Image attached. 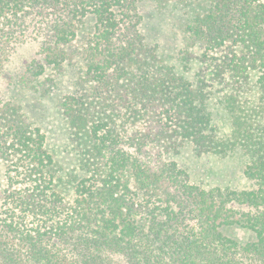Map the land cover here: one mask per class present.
<instances>
[{
  "label": "trees",
  "instance_id": "obj_1",
  "mask_svg": "<svg viewBox=\"0 0 264 264\" xmlns=\"http://www.w3.org/2000/svg\"><path fill=\"white\" fill-rule=\"evenodd\" d=\"M143 1L204 4L180 53L203 64L193 80L147 43ZM30 39L41 58L21 78L28 89L48 95L76 69L60 108L77 166L64 171L21 107L0 101V264H264V0H0V71ZM213 88L226 136L207 111ZM188 145L242 151L251 187L193 184L167 160ZM234 226L253 239L225 233Z\"/></svg>",
  "mask_w": 264,
  "mask_h": 264
},
{
  "label": "rangeland",
  "instance_id": "obj_2",
  "mask_svg": "<svg viewBox=\"0 0 264 264\" xmlns=\"http://www.w3.org/2000/svg\"><path fill=\"white\" fill-rule=\"evenodd\" d=\"M202 6L204 4L199 1L185 8H180L173 3L165 8H159L152 1H143L138 4L137 12L141 18L140 31L147 43L156 45L163 62L174 67L179 75L188 80H193L202 70L203 64L186 63L182 60L180 53L185 48L184 36L187 21L195 12L201 11ZM92 25V19L85 21L79 34V44L85 42L84 38H87ZM40 58V42L37 40L30 39L16 47L9 61L0 71V101H11L21 107L27 119L45 135L47 147L54 159L64 171H69L77 166V159L70 146L67 124L60 106L63 98L73 88L76 69L66 70L57 87L48 95L41 96L28 89L21 81L29 63ZM208 75L209 69L206 72V76ZM221 97L222 92L213 88L206 102L207 111L216 133L226 136L230 134L231 124ZM252 97V92L245 95L247 99ZM167 160L175 161L187 171L193 184L202 185L205 188L229 187L244 190L251 187V182L244 174L246 157L240 150L231 152L225 157L198 156L188 145L179 154L168 156ZM2 173L3 167L0 164V181ZM225 233L242 243L253 239L252 233L237 226L226 228Z\"/></svg>",
  "mask_w": 264,
  "mask_h": 264
}]
</instances>
